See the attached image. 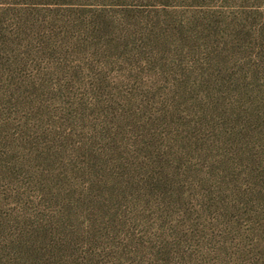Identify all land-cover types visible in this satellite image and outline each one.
Wrapping results in <instances>:
<instances>
[{
    "label": "rangeland",
    "instance_id": "obj_1",
    "mask_svg": "<svg viewBox=\"0 0 264 264\" xmlns=\"http://www.w3.org/2000/svg\"><path fill=\"white\" fill-rule=\"evenodd\" d=\"M0 264H264V0H0Z\"/></svg>",
    "mask_w": 264,
    "mask_h": 264
}]
</instances>
